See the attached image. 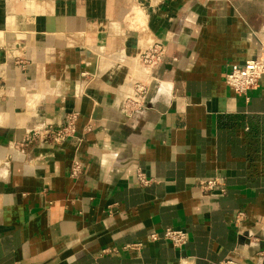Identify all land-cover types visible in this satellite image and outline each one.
<instances>
[{
	"label": "crops",
	"instance_id": "crops-1",
	"mask_svg": "<svg viewBox=\"0 0 264 264\" xmlns=\"http://www.w3.org/2000/svg\"><path fill=\"white\" fill-rule=\"evenodd\" d=\"M261 49L264 0H0V264H264V77L224 82ZM70 113L73 137L25 142ZM167 228L183 248L149 240Z\"/></svg>",
	"mask_w": 264,
	"mask_h": 264
},
{
	"label": "built area",
	"instance_id": "built-area-1",
	"mask_svg": "<svg viewBox=\"0 0 264 264\" xmlns=\"http://www.w3.org/2000/svg\"><path fill=\"white\" fill-rule=\"evenodd\" d=\"M165 55L164 46L159 43H153L137 56V61L144 71L151 75L152 71L161 65ZM264 77V49L246 60L243 65H231L225 74V85L236 96L245 97L247 92L257 87L258 82ZM154 81L151 78L148 82L142 80L132 81L130 87L125 91L119 101V114L126 119H130L135 115L141 114L146 110L147 95L149 92L150 82ZM77 114L70 113L67 115L64 125L54 129L51 126H45L40 130L32 131L25 139L26 143H31L37 140H50L54 144L64 142L75 134V126ZM22 145H24L22 143ZM5 162L0 168V177L3 175V169L6 168ZM81 172V167L78 162H74L71 169V176H78ZM138 180L142 186L148 184L141 173L138 174ZM198 188L201 193H209L216 188L220 192L224 191V184L218 178L202 179L198 183ZM163 239L175 249H181L188 241V234L182 229L167 228L160 235L151 233L150 241ZM218 264H245L230 258L224 259ZM256 264H261L260 262Z\"/></svg>",
	"mask_w": 264,
	"mask_h": 264
}]
</instances>
